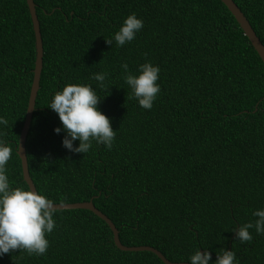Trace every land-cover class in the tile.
Instances as JSON below:
<instances>
[{
  "label": "trees",
  "instance_id": "1",
  "mask_svg": "<svg viewBox=\"0 0 264 264\" xmlns=\"http://www.w3.org/2000/svg\"><path fill=\"white\" fill-rule=\"evenodd\" d=\"M44 42L40 89L29 133L30 174L54 203L93 199L126 245H151L172 261L222 249L239 264H264V234L235 232L264 210V62L222 0H34ZM264 43V0H235ZM132 13L135 39L114 35ZM105 39H111L108 45ZM160 69L150 110L135 98L121 65ZM36 63L27 0H0V140L12 148L10 187L30 190L18 144ZM108 73L100 88L91 77ZM67 84H90L116 131L112 148L92 142L73 153L49 108ZM61 128L57 134L54 130ZM74 147L79 141H73ZM43 256L16 250L0 264H166L148 250L126 251L89 209H57ZM231 243V249H230Z\"/></svg>",
  "mask_w": 264,
  "mask_h": 264
},
{
  "label": "clouds",
  "instance_id": "2",
  "mask_svg": "<svg viewBox=\"0 0 264 264\" xmlns=\"http://www.w3.org/2000/svg\"><path fill=\"white\" fill-rule=\"evenodd\" d=\"M143 28V21L135 13L130 14L122 27L114 35L117 46L135 39V35ZM112 45L111 39H105ZM121 67L126 75V84L131 93L128 99L135 98L139 105L150 110L160 92L157 84L160 69L150 62L139 66V74L129 71V65L124 62ZM108 73L94 74L91 78L99 82L102 90H107L104 81ZM101 98L96 94L90 84H67L62 91H57L51 101V108L59 117L63 130L67 133L63 146L73 153H87L92 147V142L104 144L109 150L113 146L116 131L111 126V120L98 109ZM8 121L0 118V124L7 125ZM57 134L61 128L54 130ZM79 141V146L74 147L73 141ZM12 156V148L0 140V256L16 250L26 251L28 255L43 256L49 247L46 238L56 227L53 218L57 211L53 200L35 190H24L21 187H10L6 175V165ZM257 217L254 223H245L235 232L236 240L241 243H251L253 236L249 229L255 228L257 234H264V210L252 213ZM191 264H209L211 253L197 250L190 257ZM215 264H239L236 253L232 250L222 249L217 253Z\"/></svg>",
  "mask_w": 264,
  "mask_h": 264
},
{
  "label": "water",
  "instance_id": "3",
  "mask_svg": "<svg viewBox=\"0 0 264 264\" xmlns=\"http://www.w3.org/2000/svg\"><path fill=\"white\" fill-rule=\"evenodd\" d=\"M226 6L229 8V10L232 12V14L237 19L238 23L240 24L241 28L243 29L245 35L249 38L251 43L253 44L254 48L262 58L264 62V43L257 34L256 30L250 23V20L245 15V13L242 11V9L239 7V5L236 3L235 0H222ZM34 31H35V38H36V63L34 68V79L31 87L30 92V98H29V105L27 108L26 118L25 122L21 131L19 144H18V154L22 160V167H23V175L25 181L28 183L30 190H35L38 192L37 187L34 183V180L30 174L29 170V163H28V155H27V136L29 133L30 125L32 122L33 114L36 109V101L38 92L40 89V82H41V75L43 70V64H44V42H43V36H42V30H41V23L39 20V16L37 14V8L36 3L34 0H27ZM56 209H76V208H83V209H89L96 213L98 216H100L102 219H104L111 227L113 234H114V241L116 245L126 251H152L156 253L166 264H191V262L188 261H172L169 258H167L159 249H157L154 246L151 245H126L122 242L120 238V231L116 224L113 222V220L105 214L102 210H100L94 203L93 199L88 201H78L73 203H54ZM230 249H231V243H230ZM203 253L204 250H201Z\"/></svg>",
  "mask_w": 264,
  "mask_h": 264
}]
</instances>
